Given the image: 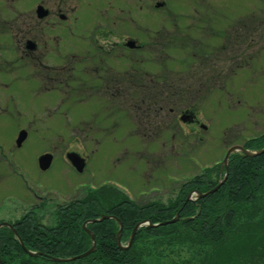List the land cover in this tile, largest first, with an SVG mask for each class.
I'll return each mask as SVG.
<instances>
[{"label":"rangeland","instance_id":"obj_1","mask_svg":"<svg viewBox=\"0 0 264 264\" xmlns=\"http://www.w3.org/2000/svg\"><path fill=\"white\" fill-rule=\"evenodd\" d=\"M37 4L49 9L44 19ZM236 63L225 80L213 77ZM133 68L141 73L126 74ZM194 71L213 79L189 99ZM63 75L78 80L72 91ZM169 82L180 94L149 120L140 95ZM20 129L28 137L18 148ZM263 132L264 0H0V222L34 212L54 225L58 203L106 182L137 201H166L228 146ZM43 152L53 159L41 171ZM71 152L85 159L81 172Z\"/></svg>","mask_w":264,"mask_h":264},{"label":"trees","instance_id":"obj_2","mask_svg":"<svg viewBox=\"0 0 264 264\" xmlns=\"http://www.w3.org/2000/svg\"><path fill=\"white\" fill-rule=\"evenodd\" d=\"M169 39L171 43L174 37ZM197 46L203 53L208 50L202 44ZM224 47L225 44L220 46L222 52L226 51H223ZM208 57V54L204 56V61ZM236 64L227 73L215 70L213 77L216 81L225 80L241 63ZM139 73L138 68L126 72L134 77ZM205 78L213 79L206 74L198 75L196 71L185 78L186 83L194 80L187 85L189 99L198 91L194 90V85H203ZM77 81L70 76L60 82L72 91ZM163 85L168 87L167 90L156 91L155 88L156 93L145 87L149 92L140 95L143 97L137 101L149 120L157 119L164 110L163 104L180 94L175 83ZM187 102L184 101L187 108L195 106ZM147 131L149 136L156 132ZM242 145L253 151L264 148V132L244 140ZM218 169V164H213L182 180L166 201L159 198L137 201L120 187L106 183L87 188L82 195L58 203L54 225L42 224L34 212H27L12 224L26 248L40 254H27L15 233L1 227V264H264V152L253 156L235 152L229 156L228 166L223 167L222 174ZM224 174V182L210 191ZM192 190L208 194L196 200L187 199ZM176 212H179V220L161 223L171 220ZM101 215L108 217L87 223V228L94 234L92 252L67 261L51 259V256L67 258L86 252L91 240L82 225ZM115 217L122 222L120 239L124 244L140 221L147 219L158 225L140 226L130 245L121 247L117 244L119 224Z\"/></svg>","mask_w":264,"mask_h":264},{"label":"water","instance_id":"obj_3","mask_svg":"<svg viewBox=\"0 0 264 264\" xmlns=\"http://www.w3.org/2000/svg\"><path fill=\"white\" fill-rule=\"evenodd\" d=\"M157 5H160V4H157ZM46 13H47V9L46 8L42 7L41 5H37L36 6V15H37V17H43V16H45ZM33 45L34 44L31 41H27V47L28 48H32ZM127 46L132 47L133 46V42H127ZM17 137L18 138L16 139V145L19 146L21 144V142L26 138V132L24 130L19 131V134H18ZM234 151H241V152H243V153H245L247 155H254V153H257V152H250L247 149L242 148L239 145H233L232 147H229L228 148V150H227V152H226V154H225V156L223 158L225 164L228 162V159H227L228 156L231 153H233ZM263 151H264V149H262L261 151H258V153H261ZM66 156L68 157V160L70 161L71 165L72 166H75L78 171H81L83 169L84 162H83V160L81 159V157L79 155H77L75 152H73V153L71 152V153H68ZM51 160H52L51 154H49V153H43V154H41V156H39V159H38V166H39V168H41V169H47L48 166L51 163ZM213 190H215V189H213ZM177 216L178 215H176L175 217H173L171 221H162L161 223H170V222L174 221ZM105 217H107V216H102V218H105ZM94 221H97V220H92V222H94ZM118 222L120 224V227H119L120 230H119V232H118V234L116 236V239L118 240V245H119V233H120V231L122 229L121 228L122 224H121L120 221H118ZM161 223H159V224H161ZM142 224H147L149 226H151V225H153V226L157 225V224H152V223L150 224V222H148V221H142V222L136 224L135 227H134V229H133V231H132V233H131V235H130V242L133 239L132 238L133 234L135 233V231L138 228H140V225H142ZM2 225H6V226H8V227H10L12 229V227L7 222H1L0 223V227ZM83 227L85 228V226H83ZM87 231L90 233L91 240H92V245H91L90 248H88V250L85 253L78 254L76 257H67V258L52 257L51 259L53 261H56V260L57 261H67V260H70V259H78L80 257H84V256L88 255V253L92 252L93 249H94L95 242L93 240V234L89 230H87ZM14 233H15V231H14ZM18 239H19V243H21L22 247L26 250V248L24 247V244L21 242V240H20L19 237H18ZM130 242H129V245H130ZM28 254L35 255L36 253H33V252L28 251Z\"/></svg>","mask_w":264,"mask_h":264},{"label":"flooded vegetation","instance_id":"obj_4","mask_svg":"<svg viewBox=\"0 0 264 264\" xmlns=\"http://www.w3.org/2000/svg\"><path fill=\"white\" fill-rule=\"evenodd\" d=\"M58 6H59V5H58ZM58 9L60 10V7H59ZM48 13H49V9H48ZM48 13H47V14H48ZM62 16H63L64 18H63ZM59 17H60L62 20H65V19H66V17L60 13V11H59Z\"/></svg>","mask_w":264,"mask_h":264}]
</instances>
